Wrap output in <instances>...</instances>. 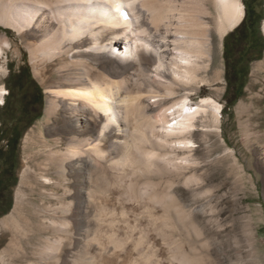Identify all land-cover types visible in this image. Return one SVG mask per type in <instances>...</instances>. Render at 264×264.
<instances>
[{"label": "bare ground", "instance_id": "1", "mask_svg": "<svg viewBox=\"0 0 264 264\" xmlns=\"http://www.w3.org/2000/svg\"><path fill=\"white\" fill-rule=\"evenodd\" d=\"M206 6L207 0H0V25L30 39L26 47L31 61L37 65L44 59L58 61L52 64L58 82L46 89L44 114L49 119L62 112L64 136L37 150L39 175L51 173L54 180L43 179L51 182L41 195L48 200L43 206L47 218L39 215L38 223V214H32L28 220L31 234H25L26 243L43 242L42 259L49 260L59 235L66 232L71 179L77 187L78 209L91 215L98 234L107 230V242H114L122 232L121 244H113L115 264L162 263V258L154 263L148 255L152 248H159L152 232L137 238L135 231L133 236L129 234L131 223L134 227L137 220L164 241L167 230L194 227L188 214L194 215L196 209L191 212L177 202L172 190L175 180L195 161L191 153L196 120L205 115L209 124H217L221 105L205 97L192 107L189 94L196 87L220 81L218 42L244 16L241 0H214L218 36L214 39L205 21L210 15ZM4 38L0 37V58L3 48L9 46ZM99 60L125 67L117 73L96 72L93 67ZM127 65L136 68L130 71ZM4 91L0 88V94ZM204 181L195 173L185 178L200 189L195 198L211 195L202 187ZM131 186L138 190L137 199L125 200ZM138 197L148 198L143 206L144 221L138 217ZM13 213L20 215L17 209ZM15 217L12 214L0 223L14 225ZM101 240L94 236L88 243L102 247ZM179 241L168 240L160 248ZM122 245L129 248L128 253L122 254ZM138 247L143 253L134 258L130 252ZM190 251L186 264H215L207 255L203 261L194 246ZM108 263L101 258L77 264Z\"/></svg>", "mask_w": 264, "mask_h": 264}, {"label": "rangeland", "instance_id": "2", "mask_svg": "<svg viewBox=\"0 0 264 264\" xmlns=\"http://www.w3.org/2000/svg\"><path fill=\"white\" fill-rule=\"evenodd\" d=\"M241 2L244 8L243 18L248 10L256 16L255 31L259 38L257 43L254 41L252 45L254 51L251 52L252 60L246 67L248 75L242 95L231 105H228L229 95L224 96L226 79L223 43L225 36L235 28L228 31L218 42L220 81L202 88L196 87L195 91L189 94V104L192 107L205 97H211L221 105L217 124H209V117L203 118L205 115H199L196 120L197 129L192 137L195 150L191 153L195 161L178 180H175V187L172 190L177 202L187 205L190 211L196 209L194 215L188 214L191 216L189 218H193L192 229L196 233L194 234L191 228L179 225L182 226L178 228L179 232L165 231L164 241L155 230L142 226L135 215L131 216L137 222L134 227L131 223L129 234L133 236L135 231L134 238H137L139 235L152 232L159 241L157 243L159 248H152L148 254L154 263L159 261V258L160 261L161 258L163 260L161 264L189 263L186 259L192 256L190 249L194 246L195 254L203 256V261L207 255L215 264H264V0ZM213 3L214 0H207L206 7L210 15L205 16V21L210 25L211 35L215 39L218 38L215 32L216 23L214 24L217 13ZM0 37H6L4 39L9 44L7 48H3V55L0 58V88L5 90L0 94L3 98V102L0 103V222L9 219L12 214L15 217L13 213L15 209L20 211V215L14 218L15 224L9 223L10 228L6 227L8 223L7 225L0 223V264H77L79 261L101 258L110 262L108 264H115L113 244H121L122 232H118L117 240L114 237V242L110 240L107 242L109 236L107 230L98 234V225L90 218L91 215H83L78 209L79 197L72 179L68 200L69 214L64 216L69 223L65 234L59 235L53 255L49 260L42 259L44 257H41L39 252L43 242L26 243V235L31 234L28 220L32 214H38L36 217L38 223L41 218L39 215L47 218L43 206L48 204V200L43 199L41 195L44 196V191L51 182L49 184L43 179L49 177L54 180L51 173H44L42 177L39 175L37 164L40 160L36 157L37 150L43 143L52 144L54 139L64 136L63 131L61 132L65 127L62 112L57 111L56 115L49 119L44 114L48 98L46 89L53 88L58 82L56 66L54 68L52 65L58 61L52 63V60L44 59L40 64H35L34 60L31 61L26 47L30 39L25 35H18L11 28L0 25ZM260 46L263 47L262 54L257 58ZM117 65L99 60L98 65L90 66L96 72L111 73L122 71L125 67ZM127 68L133 71L136 66L127 65ZM216 90L218 93L215 95ZM183 93L185 92L182 91L181 94ZM56 132L61 133L58 135ZM12 135L16 137V143H13L14 151L6 149L7 140ZM193 173L205 180L202 187L209 190V194L211 193L209 197L204 195L195 198L197 189L195 183L185 182V178ZM22 180L23 185L20 184ZM134 188L132 187V194L130 193L129 197L123 196L125 200L137 199L138 190L135 191L137 188ZM199 190L197 189L198 192ZM140 199L138 201L141 202V206H138L137 212L138 217L141 215L144 221L143 206L147 205L148 198ZM201 208L204 212L200 211ZM155 210L161 212L159 208ZM89 213L90 211L87 214ZM82 229L84 232H80ZM94 236L102 238L100 242L102 247L97 248L95 243L89 245L88 241ZM170 238L172 242L174 239L177 242L181 241L177 245L166 243L160 248L168 240L171 241ZM121 250L122 254H126L129 248L122 245ZM142 251L143 248L138 247L130 253H133L134 258H140Z\"/></svg>", "mask_w": 264, "mask_h": 264}, {"label": "trees", "instance_id": "3", "mask_svg": "<svg viewBox=\"0 0 264 264\" xmlns=\"http://www.w3.org/2000/svg\"><path fill=\"white\" fill-rule=\"evenodd\" d=\"M257 18L249 11L242 19L241 23L231 33L225 36L223 43V58L225 62V79L226 90L224 96L229 95L228 105H231L237 101L242 95L243 89L246 84V78L248 75V69L246 68L248 63L252 60L251 52L254 51V41L259 40L256 36L255 25ZM263 47L260 46L256 55L260 58ZM240 64L238 67L237 65ZM34 95L31 96L33 98ZM16 137L11 136L7 140L6 149L10 151L15 150Z\"/></svg>", "mask_w": 264, "mask_h": 264}, {"label": "water", "instance_id": "4", "mask_svg": "<svg viewBox=\"0 0 264 264\" xmlns=\"http://www.w3.org/2000/svg\"><path fill=\"white\" fill-rule=\"evenodd\" d=\"M239 24H240V23H239ZM239 24H238V25H239ZM238 25H237V26H238ZM237 26H236V27H237ZM236 27H234V28H236ZM234 28H233V29H234ZM233 29H232V30H233Z\"/></svg>", "mask_w": 264, "mask_h": 264}]
</instances>
